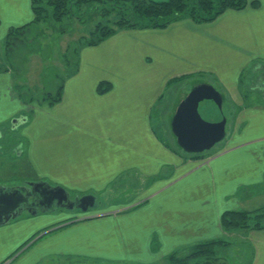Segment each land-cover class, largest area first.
Returning <instances> with one entry per match:
<instances>
[{
  "label": "crops",
  "instance_id": "crops-1",
  "mask_svg": "<svg viewBox=\"0 0 264 264\" xmlns=\"http://www.w3.org/2000/svg\"><path fill=\"white\" fill-rule=\"evenodd\" d=\"M34 19L32 0H0V39L12 28L25 34L38 24ZM82 39L67 46L75 59L52 89L61 90L58 101H24L10 71L0 73V120L24 109L32 114L16 148L32 178L66 188L71 198L96 196L85 214L29 212L18 220L17 227L30 226L18 255L31 246L19 264H47L60 255L62 264L81 257L168 263L176 252L235 236L252 246L246 264H264V227L227 231L222 223L226 211L262 208L250 201L264 194V104L254 92L249 100L244 80L255 63L264 64V0L210 22L120 29L95 45ZM182 77L217 81L212 84L237 109L217 151L189 154L155 127L160 98ZM178 97L167 105L169 124ZM104 201L109 205L99 208Z\"/></svg>",
  "mask_w": 264,
  "mask_h": 264
},
{
  "label": "rangeland",
  "instance_id": "rangeland-1",
  "mask_svg": "<svg viewBox=\"0 0 264 264\" xmlns=\"http://www.w3.org/2000/svg\"><path fill=\"white\" fill-rule=\"evenodd\" d=\"M85 8L86 6L83 8L84 11ZM98 20H100V15L96 11L93 13L92 11L88 12V14L84 16L78 12L77 15H69L64 17L62 20H56L48 17L39 21L38 24L32 25L25 34L21 32L19 34V40L13 38L8 41V35L2 37L0 39V66L2 68L0 73L5 74L10 71L14 91L21 97L22 100H38L39 102L50 101L48 99L49 93L56 95V93L58 94L59 92V88L52 91V89L61 82L62 78L59 73H61V71L63 73L69 71L72 67L71 62L75 59V55L72 54L71 49H67V46L68 48H72L77 44H74V42L81 40L83 36L87 35V37H90V32L94 29ZM255 64L250 68L247 81L244 80V88L250 101L252 98L251 94L254 92L258 102L264 104V87L258 86L260 81L264 82V64L260 66L261 68L255 66ZM257 67L259 70H257ZM251 69L252 71H257L252 72ZM56 75H59V77L56 78ZM206 77L208 78V76ZM187 81H189L187 77L174 80L171 88L168 89L167 93L160 98L154 111V124L158 133L172 145H175L174 138L171 133L169 123L166 120L167 116H165V113L168 112L169 109V106L167 105L170 104L173 106V100L181 95L180 91L188 92L191 89V82L187 83ZM211 82L215 85L218 83L215 80H211ZM3 83L4 82L0 80V85H3ZM223 109L224 113L228 117L227 130L229 132L231 131L232 122L235 119L234 115L235 112L237 113V109L234 110L235 107L229 106L228 101L225 102ZM156 115L164 118H158ZM30 117H32L30 110L24 109L23 111L18 112L15 117L0 120V154H5L4 156L0 155V186L12 188L16 186H23L22 184H25L26 182H36L34 178H32V174L25 169L24 165L25 160L27 159L25 154L23 157H20L18 155V150H16V148L21 145V142H25L23 132L27 125L25 122L29 121ZM220 146L222 145L217 144L216 148L213 150L212 148L206 150L203 154L217 151V148H220ZM199 157L201 156H192L193 159H198ZM204 157L205 155L201 157L203 158L201 160L202 162L205 159ZM78 197L82 196L72 194V199H76ZM250 202L253 206L263 207L264 194L256 195ZM106 205H109V202L104 201L103 205H100V203L98 204L101 209L103 207L106 208ZM113 209L114 207H109L107 210ZM75 210L82 214L87 212L80 208H76ZM69 211L74 210L57 207L56 209L47 212L40 211V214H38L40 216L49 212ZM28 213L29 212L25 210L24 213L16 218H13L11 220V224H9L11 221L5 224L8 228H5L0 232V262H4L7 259V261H9L8 264H19L23 260L22 258L28 253L27 251L31 246L27 248V251L24 250L23 253L18 255L26 246L21 244L24 241L27 242L29 240V237L26 236L28 235L26 234L28 231L26 228L29 225L26 224L22 227L16 226L20 223L18 220L30 216ZM38 214H33L31 216H36ZM229 241L230 244L228 246L220 248V256L218 259L213 261V264H246L252 256L253 249L251 244L247 241L242 242V240L236 236L230 238ZM240 251L242 254L239 255ZM189 252H191V249L188 252H176L174 253L175 258L172 259L171 256L169 257L170 262L167 263L160 260L155 264H178V259H183ZM64 260H66V258H63L61 255L53 256L52 260L47 264H62ZM196 261L199 260H193V262ZM202 261H204V259H201V262ZM65 263L133 264L128 261L118 260L113 262H108L106 260L95 261L94 259L89 260L87 258H83L82 260V257L81 259H69Z\"/></svg>",
  "mask_w": 264,
  "mask_h": 264
},
{
  "label": "trees",
  "instance_id": "trees-1",
  "mask_svg": "<svg viewBox=\"0 0 264 264\" xmlns=\"http://www.w3.org/2000/svg\"><path fill=\"white\" fill-rule=\"evenodd\" d=\"M32 5L34 22L48 17L62 20L69 15H77L78 12L84 16L88 12L96 11L100 15V20L91 30L90 37L86 35L82 39L83 44L95 45L120 29L166 28L173 22L188 18L196 22H210L228 9H244L249 5V0H32ZM22 30L12 28L7 40L17 39ZM1 69L0 66V71ZM60 92L56 95L49 93L48 99L51 102L58 101ZM222 223L227 231L262 228L264 207L252 211H226L222 215ZM229 244L230 242L224 239L199 243L177 262L191 264L193 260H199L192 264H213L220 256V248ZM171 258H175V254H172ZM201 259L204 261L201 262Z\"/></svg>",
  "mask_w": 264,
  "mask_h": 264
},
{
  "label": "water",
  "instance_id": "water-1",
  "mask_svg": "<svg viewBox=\"0 0 264 264\" xmlns=\"http://www.w3.org/2000/svg\"><path fill=\"white\" fill-rule=\"evenodd\" d=\"M225 101V95L214 84L203 80L192 83L190 91L181 96L170 119L177 145L189 154H201L223 141L228 134V117L223 109ZM29 186L30 190L26 186L0 187V225L18 217L25 210L38 214L39 210H54L56 206L88 211L96 204L95 195L72 199L66 188L44 181L29 182ZM31 196L40 199L43 207L32 208L29 203Z\"/></svg>",
  "mask_w": 264,
  "mask_h": 264
},
{
  "label": "flooded vegetation",
  "instance_id": "flooded-vegetation-1",
  "mask_svg": "<svg viewBox=\"0 0 264 264\" xmlns=\"http://www.w3.org/2000/svg\"><path fill=\"white\" fill-rule=\"evenodd\" d=\"M259 87H264V82L263 81H260L259 84H258ZM1 187V186H0ZM27 188L30 190L31 187L27 185ZM29 203L31 204L30 206L33 208V207H38V208H41L43 207L41 204H40V199H34L33 196L30 197L29 199ZM36 203L35 206H33L34 204ZM57 208L56 206L53 207V209Z\"/></svg>",
  "mask_w": 264,
  "mask_h": 264
}]
</instances>
